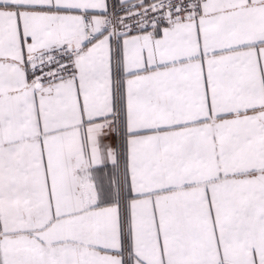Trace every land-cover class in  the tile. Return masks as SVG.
<instances>
[{
    "label": "snow or ice",
    "instance_id": "1",
    "mask_svg": "<svg viewBox=\"0 0 264 264\" xmlns=\"http://www.w3.org/2000/svg\"><path fill=\"white\" fill-rule=\"evenodd\" d=\"M0 264H264V0H0Z\"/></svg>",
    "mask_w": 264,
    "mask_h": 264
}]
</instances>
